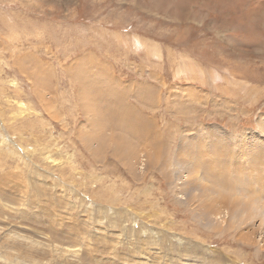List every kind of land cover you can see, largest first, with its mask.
<instances>
[{
  "label": "rangeland",
  "instance_id": "obj_1",
  "mask_svg": "<svg viewBox=\"0 0 264 264\" xmlns=\"http://www.w3.org/2000/svg\"><path fill=\"white\" fill-rule=\"evenodd\" d=\"M0 264H264V0H0Z\"/></svg>",
  "mask_w": 264,
  "mask_h": 264
},
{
  "label": "bare ground",
  "instance_id": "obj_2",
  "mask_svg": "<svg viewBox=\"0 0 264 264\" xmlns=\"http://www.w3.org/2000/svg\"><path fill=\"white\" fill-rule=\"evenodd\" d=\"M82 87V86H81ZM98 101V100H97ZM118 121V120H117ZM122 138V137H121ZM89 149V148H88ZM251 217V216H250ZM247 218H249V216L247 215ZM246 221H247V219H246Z\"/></svg>",
  "mask_w": 264,
  "mask_h": 264
}]
</instances>
